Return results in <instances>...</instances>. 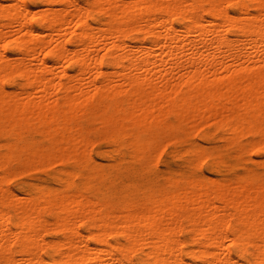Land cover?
Returning <instances> with one entry per match:
<instances>
[{"label":"bare ground","instance_id":"1","mask_svg":"<svg viewBox=\"0 0 264 264\" xmlns=\"http://www.w3.org/2000/svg\"><path fill=\"white\" fill-rule=\"evenodd\" d=\"M0 264H264V0H0Z\"/></svg>","mask_w":264,"mask_h":264},{"label":"rangeland","instance_id":"2","mask_svg":"<svg viewBox=\"0 0 264 264\" xmlns=\"http://www.w3.org/2000/svg\"><path fill=\"white\" fill-rule=\"evenodd\" d=\"M96 150L97 151H102V150H104V147L102 145H99V146H97ZM24 180H26V178H22V179L18 180V182L17 181H13V185L15 186L16 184H18L19 182H22Z\"/></svg>","mask_w":264,"mask_h":264}]
</instances>
